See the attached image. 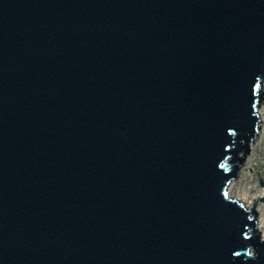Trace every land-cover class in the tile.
<instances>
[{"label":"water","instance_id":"1","mask_svg":"<svg viewBox=\"0 0 264 264\" xmlns=\"http://www.w3.org/2000/svg\"><path fill=\"white\" fill-rule=\"evenodd\" d=\"M262 81L264 0H0V264H264Z\"/></svg>","mask_w":264,"mask_h":264},{"label":"rangeland","instance_id":"2","mask_svg":"<svg viewBox=\"0 0 264 264\" xmlns=\"http://www.w3.org/2000/svg\"><path fill=\"white\" fill-rule=\"evenodd\" d=\"M259 105L264 109L263 98L259 101L258 106ZM263 125L264 124H262V127ZM251 152L252 156L249 163L243 170L241 169L240 175L232 181L235 186H237L241 191H244L249 196V200L252 202L254 198L259 199L263 189V187L260 186L257 177L258 172L259 176L264 181V135L262 133L259 134ZM252 157L254 159H252ZM257 205H260L261 207V213L263 217L262 235H264L263 202L261 203L258 200Z\"/></svg>","mask_w":264,"mask_h":264},{"label":"bare ground","instance_id":"3","mask_svg":"<svg viewBox=\"0 0 264 264\" xmlns=\"http://www.w3.org/2000/svg\"><path fill=\"white\" fill-rule=\"evenodd\" d=\"M261 90L264 91V81H262V83H261ZM257 114H258V116L260 118L259 119V123H258V125H259L258 126V130H257V133H256L254 139L250 142L248 153H246L245 156H244L243 163H242V166H241L242 170L246 167V165L249 163V161L251 159V156H252L251 150H252V148L254 146V143L256 142L259 134L262 133L264 135V125L262 127V124H264V122H263L264 121V109L260 105L257 107ZM252 159H254V158L252 157ZM241 169H240V172H239L238 176L241 173ZM227 193H228V195L230 197L236 198L237 200L242 202L243 205L246 208L252 207L253 201L251 202L249 200V196L244 191H241L237 186H235L233 184V181H230V183L228 184ZM256 210H257V213H258L257 228H258L259 231L262 232L263 217H262L260 205H256Z\"/></svg>","mask_w":264,"mask_h":264}]
</instances>
